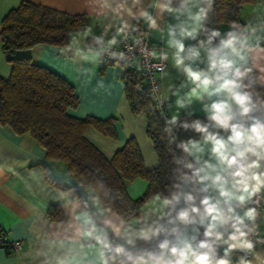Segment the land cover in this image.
<instances>
[{"label":"clouds","instance_id":"1","mask_svg":"<svg viewBox=\"0 0 264 264\" xmlns=\"http://www.w3.org/2000/svg\"><path fill=\"white\" fill-rule=\"evenodd\" d=\"M91 3L102 31L96 35L92 27H85L70 36L61 53H71L73 62L103 63L105 57L123 58L124 52L114 49L121 43L129 51L141 46L142 37L147 35L139 30V21L143 20L149 31L166 32L167 46L173 50L172 62L191 85L184 96L179 91L173 93L178 108L193 100L223 98L204 105L210 124L199 120L180 124L184 130L200 134L199 140L189 138L178 145L195 158L199 167L187 164L191 174L175 176L174 182L166 186L168 194L158 192L152 196L141 209L142 214L134 218L118 222L105 218L98 225L92 215L78 214L80 237L123 256L117 261L102 250L101 264H260L264 259L257 248L264 244V236L259 233L264 216L258 211L264 200V120L255 114L264 115V100L254 99L253 92L246 90L250 86L243 83L252 71H242L240 66L251 49L247 29L233 24L222 34L218 28H209L214 0H148L147 7L145 0ZM130 20L137 24H130ZM201 33L204 38H200ZM188 40L196 43L186 47ZM202 53L206 69L194 68L197 61L204 62ZM151 55L162 61L169 58L167 52ZM237 115L250 120L236 122ZM177 122L178 116H171L165 132H170L167 125ZM212 127L229 134L225 137L211 131ZM206 151L208 159H202ZM188 184L201 185L199 191L207 195L197 203L196 196L185 191ZM182 200L186 206L179 208ZM238 209L243 210L242 214ZM200 228L204 229L203 239L198 240ZM108 229L122 243L113 245ZM153 242L155 248L151 247ZM219 248L223 249L222 255Z\"/></svg>","mask_w":264,"mask_h":264},{"label":"crops","instance_id":"2","mask_svg":"<svg viewBox=\"0 0 264 264\" xmlns=\"http://www.w3.org/2000/svg\"><path fill=\"white\" fill-rule=\"evenodd\" d=\"M21 1L0 0V27L3 16ZM28 1L68 14H86V27H92L96 35L101 34L102 23L95 16L91 0ZM147 2L145 0V7ZM239 17L242 24L238 28L247 29L251 46L247 61L242 64H249L253 68L258 85L264 88V0L242 4ZM166 19L173 22L171 17L166 16ZM130 24L136 25L137 21L130 20ZM222 26L224 28L221 31L219 29L222 34L231 28L225 24ZM139 29L147 33L149 40L161 44L169 56L165 69L159 74L161 97L168 119L186 111L207 113L204 110L205 104L223 98L214 96L211 100H193L184 108H178L171 89L167 93L168 88L177 82L178 69L172 62L173 50L167 46L166 32L149 31L143 20L139 21ZM75 33L77 31L70 36ZM192 42L185 41L186 47L192 45ZM65 46L42 44L27 49L26 53L36 63L51 68L73 84L78 105L69 109V113L77 117L115 116L116 138L102 135L93 128L85 132L86 138L106 157H110L127 138L133 137L145 168L155 167L157 157L146 135V118L142 113L133 114L125 98L122 79L125 66L117 63L73 62L71 53H61ZM9 72L10 65L0 50V75L7 77ZM179 83L174 85L173 91ZM184 85L186 86L181 89L186 94L191 85L187 81ZM244 120H250V117L242 118L237 115L236 122ZM211 131H219L225 137L229 134L214 127ZM192 139L199 140L200 137ZM202 159H208L207 151ZM54 181L63 186L55 184ZM145 186L146 181L141 178L126 182V189L132 197L138 196ZM238 211L242 214L243 210ZM81 213L92 215L100 224L105 218L114 222L122 219L115 213H105L98 200L65 171L64 163L45 157V148L30 134L17 133L10 125L0 123V226L6 232L7 240L22 241V246L16 250L0 246V264H101L100 245L92 240L82 239L77 231L81 228L80 221L77 220ZM141 214L140 210L138 215ZM260 228L264 233V223L260 224ZM257 248L264 258V246ZM260 264H264V259Z\"/></svg>","mask_w":264,"mask_h":264},{"label":"trees","instance_id":"3","mask_svg":"<svg viewBox=\"0 0 264 264\" xmlns=\"http://www.w3.org/2000/svg\"><path fill=\"white\" fill-rule=\"evenodd\" d=\"M255 1L214 0L207 26L217 29L221 24L241 25L240 7ZM87 24L86 14H68L28 0H22L8 10L0 27V50L10 65L8 76L0 75V123L10 125L17 133L30 134L45 148L48 160L64 163L65 171L98 200L105 213L130 219L138 216L144 204L158 192L167 195L166 186L173 183L179 173L190 175L187 164L198 167L194 157L184 153L178 145L189 138H198L200 134L192 129L184 130L180 124L194 120L210 124V121L208 113L186 111L178 115L176 125H167L170 132H165L169 119L166 116L167 120H163L154 109L136 68L125 67L122 73L125 98L133 114L142 113L146 118V135L152 143L157 165L145 168L133 137L127 138L110 157H106L86 138L85 132L93 128L102 135L116 138L115 116L77 117L69 113V109L78 105L73 84L51 68L36 63L26 53L27 49L42 44L65 46L70 34L84 29ZM200 38H204L203 33ZM216 43L218 39L214 41ZM240 66L242 71L252 69L243 78V83L250 86L246 90L253 92L254 99L264 100V88L258 85L253 68L249 64ZM136 178L145 180L146 186L138 196L132 197L126 182ZM54 183L63 186L57 181ZM200 188L201 185L188 184L185 191L195 195L198 203L206 195L199 191ZM185 206L182 200L178 207ZM203 231L200 228L198 240L203 239ZM155 243L151 245L153 248ZM218 253L222 255L223 251L219 248ZM105 255L115 256L117 261L123 259L113 252H105Z\"/></svg>","mask_w":264,"mask_h":264},{"label":"built area","instance_id":"4","mask_svg":"<svg viewBox=\"0 0 264 264\" xmlns=\"http://www.w3.org/2000/svg\"><path fill=\"white\" fill-rule=\"evenodd\" d=\"M230 29L231 28L227 29L226 32L229 31ZM139 30L141 33H145L143 29H139ZM128 43L131 44L132 42L129 41ZM114 50L123 51L125 54L124 57L123 58L105 57L103 63L105 64L117 63L125 67L136 68L140 77L143 80L144 85L146 86V89L149 93L150 100L152 102L154 109L159 113L161 118L166 121L167 118L165 114V104L162 101V97H161V81L159 78V74L161 71L165 69L167 65V60L162 61L158 58V56L153 57L151 55L152 52H156L158 55L164 53L161 44L149 40L145 35L142 37V45L139 47L132 48L131 51H129V49L126 48L123 43L118 45L117 48ZM255 115H258L262 120H264V115H261L260 113H256ZM262 205H264V202H262L261 200L258 211L261 213V216H264V212H262V209H264V207H262ZM249 206L252 205L249 204ZM97 224L100 225V223L98 222ZM260 224H259V228H260ZM107 231H108V238L113 245L117 243H122V241L119 238H117L112 234L110 229H108ZM5 233H6L5 230L0 226V246H5L14 250L19 249L22 246L21 240H7L5 238ZM259 233L261 236H264V233H262L261 228L259 229ZM251 238L253 240L256 239L255 236H252ZM257 246H264V244H259ZM102 250L104 252H110L106 249H102ZM233 259L234 260L236 259V254L233 257Z\"/></svg>","mask_w":264,"mask_h":264},{"label":"rangeland","instance_id":"5","mask_svg":"<svg viewBox=\"0 0 264 264\" xmlns=\"http://www.w3.org/2000/svg\"><path fill=\"white\" fill-rule=\"evenodd\" d=\"M222 25H224V24H221V25L218 26L219 29H220V31L224 28V26H222ZM75 34H76V33H75ZM201 59L204 60V62L201 63L200 61H197L196 63L193 64V67H194V68L198 66V67L201 68V69H206L207 64H206V59L204 58V54H203V53H202V57H201ZM177 74H178V77L176 78V79H177V82H174V83L172 84L173 86H171V88H168V91H167L166 88H165V90L167 91V93H169V92H170V89H171L172 96L175 98V100H176L177 97H176L175 95H173L174 92L179 91V93H180L181 96H184V95H185L184 90L181 89V88H182L181 85L186 83V78H185L184 74L182 73V71L177 70ZM179 81H181V82L179 83ZM178 83H179L180 85L176 86V88H175L174 91H173L174 85H177ZM161 88H162V86H161Z\"/></svg>","mask_w":264,"mask_h":264}]
</instances>
